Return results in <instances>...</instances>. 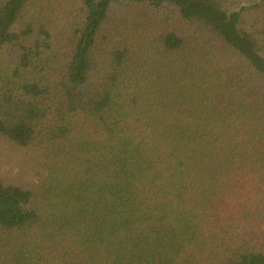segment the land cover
Wrapping results in <instances>:
<instances>
[{
	"label": "trees",
	"instance_id": "trees-1",
	"mask_svg": "<svg viewBox=\"0 0 264 264\" xmlns=\"http://www.w3.org/2000/svg\"><path fill=\"white\" fill-rule=\"evenodd\" d=\"M0 0V264H264V0Z\"/></svg>",
	"mask_w": 264,
	"mask_h": 264
},
{
	"label": "rangeland",
	"instance_id": "rangeland-1",
	"mask_svg": "<svg viewBox=\"0 0 264 264\" xmlns=\"http://www.w3.org/2000/svg\"><path fill=\"white\" fill-rule=\"evenodd\" d=\"M50 1L54 3L56 0H34L30 8V13H36L40 11L43 7H45V10L48 11L49 8L46 9V7L50 3Z\"/></svg>",
	"mask_w": 264,
	"mask_h": 264
}]
</instances>
